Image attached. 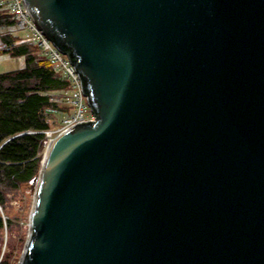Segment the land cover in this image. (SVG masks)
Listing matches in <instances>:
<instances>
[{
  "label": "water",
  "instance_id": "95a60500",
  "mask_svg": "<svg viewBox=\"0 0 264 264\" xmlns=\"http://www.w3.org/2000/svg\"><path fill=\"white\" fill-rule=\"evenodd\" d=\"M94 119L48 141L18 264H264V0H24Z\"/></svg>",
  "mask_w": 264,
  "mask_h": 264
},
{
  "label": "trees",
  "instance_id": "16d2710c",
  "mask_svg": "<svg viewBox=\"0 0 264 264\" xmlns=\"http://www.w3.org/2000/svg\"><path fill=\"white\" fill-rule=\"evenodd\" d=\"M14 22L0 3V26ZM1 54L24 58L22 67L0 72V264H14L17 222L9 206L22 186L35 191L47 131L60 123V116L50 110H71L53 98L64 97L71 85L24 33H0Z\"/></svg>",
  "mask_w": 264,
  "mask_h": 264
},
{
  "label": "built area",
  "instance_id": "2783aa9c",
  "mask_svg": "<svg viewBox=\"0 0 264 264\" xmlns=\"http://www.w3.org/2000/svg\"><path fill=\"white\" fill-rule=\"evenodd\" d=\"M4 8L12 14L15 22L9 25H1L0 33L21 32L24 33L33 43H36L42 54L47 56L54 68H56L62 75L69 80L70 88L65 92L64 97H54L53 100L70 105V111H62L51 109L50 112L60 115V123L55 130L47 131V136L52 139L53 133L59 134L66 131L73 125L94 119L88 116V105L84 100V93L82 90V82L75 66L71 63L69 58L62 53L38 27L33 17L27 12L24 0H0Z\"/></svg>",
  "mask_w": 264,
  "mask_h": 264
},
{
  "label": "rangeland",
  "instance_id": "374dc122",
  "mask_svg": "<svg viewBox=\"0 0 264 264\" xmlns=\"http://www.w3.org/2000/svg\"><path fill=\"white\" fill-rule=\"evenodd\" d=\"M50 40V39H49ZM51 41V40H50ZM52 42V41H51ZM53 43V42H52ZM67 56V55H66ZM68 57V56H67ZM24 63L23 57H11L7 54L0 55V72L13 70L22 67ZM84 100L88 105V116L91 114L94 118V114L91 110L90 105L88 104L87 97L84 94ZM59 115V114H58ZM60 116V115H59ZM57 126H55L52 130H55ZM49 130V131H52ZM56 133H53L52 137L56 136ZM48 137V141L50 140V136ZM48 143V142H47ZM45 148V147H44ZM44 153V149H43ZM35 191L30 189L28 186H22L12 197L11 204L9 206L10 217L17 222L16 230H15V254L13 256L15 262L14 264H18L24 247L27 240V236L29 233V216L33 205ZM8 212V213H9ZM21 237H24V242L22 243Z\"/></svg>",
  "mask_w": 264,
  "mask_h": 264
},
{
  "label": "bare ground",
  "instance_id": "6f19581e",
  "mask_svg": "<svg viewBox=\"0 0 264 264\" xmlns=\"http://www.w3.org/2000/svg\"><path fill=\"white\" fill-rule=\"evenodd\" d=\"M50 144H46L45 148H44V155L47 153L48 149H49Z\"/></svg>",
  "mask_w": 264,
  "mask_h": 264
}]
</instances>
